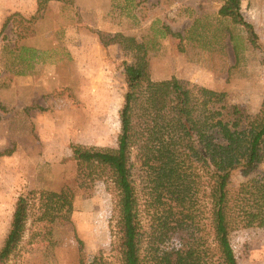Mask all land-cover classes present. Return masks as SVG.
Listing matches in <instances>:
<instances>
[{"label":"rangeland","instance_id":"1","mask_svg":"<svg viewBox=\"0 0 264 264\" xmlns=\"http://www.w3.org/2000/svg\"><path fill=\"white\" fill-rule=\"evenodd\" d=\"M38 1L0 0V248L18 197L27 195L23 237L6 264H88L94 258L121 264L114 250V190L78 167L72 146L116 148L126 92L123 64L133 57L114 36L141 37L138 18L150 13L160 29V7L147 0L49 1L37 12ZM223 2L185 0L192 7L188 18L195 17L201 30L173 38L180 45L143 44L150 77L224 92L230 103L255 115L264 99V0H241L256 48L243 27L219 18ZM206 22L222 31L211 33L202 27ZM135 170L146 250L166 214L155 206L140 162ZM252 177H264V161L248 177L236 173L232 182L238 186ZM63 188L74 194L70 221L51 222L42 193ZM188 226L184 239L193 235ZM229 239L237 264H264V230H238ZM167 244H174V236Z\"/></svg>","mask_w":264,"mask_h":264},{"label":"trees","instance_id":"2","mask_svg":"<svg viewBox=\"0 0 264 264\" xmlns=\"http://www.w3.org/2000/svg\"><path fill=\"white\" fill-rule=\"evenodd\" d=\"M49 1L74 0H39L37 12ZM240 7L241 0H224L218 15L243 27L256 48L257 34ZM114 38L133 57L123 64L126 92L116 148L74 145L72 158L92 181L102 179L114 190L118 210L114 250L121 264H237L230 234L264 230V177L238 186L232 182L236 173L248 177L264 161V99L251 115L230 103L224 92L176 78L154 81L146 47L133 37ZM138 162L145 169L155 206L166 214L146 250L137 198ZM41 197L51 222L70 221L74 194L69 188ZM29 202L27 195L16 201L0 264H6L23 237ZM187 226L193 235L184 239L181 234ZM170 236L173 245L167 244ZM88 264L106 263L94 258Z\"/></svg>","mask_w":264,"mask_h":264},{"label":"crops","instance_id":"3","mask_svg":"<svg viewBox=\"0 0 264 264\" xmlns=\"http://www.w3.org/2000/svg\"><path fill=\"white\" fill-rule=\"evenodd\" d=\"M147 2L150 4H158L160 7L161 13L157 16L161 17L159 18L161 20V27L160 29L155 27V21L150 13V18L143 20L142 18L140 20L141 28L139 29L141 34V37H136V40L138 43H142L144 45H162L158 42L166 41V44L163 45H180V43H173V38L179 37L188 33V32H198L201 30L200 26L196 25L195 23L198 22L195 21V17L188 18L189 13H191L192 7L188 8L187 3H185V0H147ZM143 3H141V6ZM148 6V5H147ZM144 8L141 9L143 12ZM145 11V10H144ZM139 12V11H138ZM140 12V13H142ZM140 13H136V16L138 17ZM219 16V15H218ZM219 18H224L219 16ZM192 19V21H191ZM145 21V22H143ZM158 21V20H156ZM203 28H207L209 30H212V32L219 33L222 30L219 29L216 26L210 25V22H206L205 25L202 26ZM210 27V28H209ZM208 30V31H209ZM146 34V35H143ZM150 35V36H147ZM161 38V40H158L156 42H152L149 38L151 37L152 40L158 36ZM150 42V44H149ZM170 79V78H169ZM165 80V79H164Z\"/></svg>","mask_w":264,"mask_h":264}]
</instances>
